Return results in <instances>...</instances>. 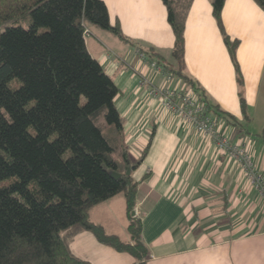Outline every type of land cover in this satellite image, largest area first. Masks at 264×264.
Segmentation results:
<instances>
[{"label": "crops", "instance_id": "crops-1", "mask_svg": "<svg viewBox=\"0 0 264 264\" xmlns=\"http://www.w3.org/2000/svg\"><path fill=\"white\" fill-rule=\"evenodd\" d=\"M111 23L125 39L86 24L85 45L118 89L115 106L137 185L134 213L149 264H264V204L259 191L235 161L219 154L210 141L149 96L140 81L186 88L168 72L174 33L162 0H103ZM184 16L183 72L207 100L232 114L239 126L219 117L221 132L243 144L264 172V11L254 0H224L225 33L238 40L235 57L242 76L236 80L212 0H181ZM154 62L156 71L150 66ZM245 99V113L239 104ZM261 119L262 125L255 126ZM89 219L108 234L129 240L126 202L118 193L89 210ZM70 251L91 264H136L133 257L97 241L85 230L63 232Z\"/></svg>", "mask_w": 264, "mask_h": 264}, {"label": "trees", "instance_id": "trees-1", "mask_svg": "<svg viewBox=\"0 0 264 264\" xmlns=\"http://www.w3.org/2000/svg\"><path fill=\"white\" fill-rule=\"evenodd\" d=\"M254 1L264 11V0ZM162 2L178 63L168 72L193 90L208 114L240 128L184 74L181 0ZM223 4L212 0V12L241 88L238 40L224 31ZM86 24L125 39L103 0H0V264H91L73 255L63 236L79 230L136 264H149L141 219L132 213L138 183L131 172L141 159L129 158L114 103L118 89L86 49ZM238 95L244 114L242 90ZM118 193L126 202L128 241L89 219L91 207Z\"/></svg>", "mask_w": 264, "mask_h": 264}, {"label": "built area", "instance_id": "built-area-1", "mask_svg": "<svg viewBox=\"0 0 264 264\" xmlns=\"http://www.w3.org/2000/svg\"><path fill=\"white\" fill-rule=\"evenodd\" d=\"M85 29L84 34L88 35ZM156 71L160 68L151 62ZM140 85L148 88L149 96L158 100L166 111L174 114L194 131L208 139L219 154L235 161L249 182L259 191L264 204V172H261L253 160L251 152L243 144L233 143L220 130L217 119L205 111L197 95L189 88L160 87L142 79Z\"/></svg>", "mask_w": 264, "mask_h": 264}, {"label": "rangeland", "instance_id": "rangeland-1", "mask_svg": "<svg viewBox=\"0 0 264 264\" xmlns=\"http://www.w3.org/2000/svg\"><path fill=\"white\" fill-rule=\"evenodd\" d=\"M181 2H182V1H181ZM182 5H184V3H181V6H182ZM261 123H262L261 119L258 118V119L255 120V123H254V124H255V126H259V127H260V125H262ZM257 168H258V166H257ZM258 169H259V168H258Z\"/></svg>", "mask_w": 264, "mask_h": 264}, {"label": "water", "instance_id": "water-1", "mask_svg": "<svg viewBox=\"0 0 264 264\" xmlns=\"http://www.w3.org/2000/svg\"><path fill=\"white\" fill-rule=\"evenodd\" d=\"M127 174H130V169H127ZM111 176L114 177V178H118L119 177V174L115 173V172H111ZM134 213V212H132Z\"/></svg>", "mask_w": 264, "mask_h": 264}]
</instances>
